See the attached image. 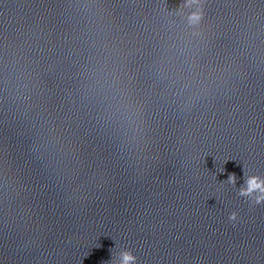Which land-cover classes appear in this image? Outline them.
<instances>
[{
  "label": "clouds",
  "instance_id": "clouds-1",
  "mask_svg": "<svg viewBox=\"0 0 264 264\" xmlns=\"http://www.w3.org/2000/svg\"><path fill=\"white\" fill-rule=\"evenodd\" d=\"M230 179H232L234 181V176L230 177ZM259 187V185L256 183L255 178H253L252 180L249 181V191L255 189ZM259 203V201H257ZM232 219H235V215L233 214V216L231 217ZM131 259V257H125V264H127V261Z\"/></svg>",
  "mask_w": 264,
  "mask_h": 264
}]
</instances>
